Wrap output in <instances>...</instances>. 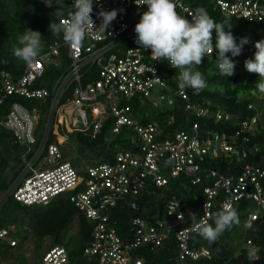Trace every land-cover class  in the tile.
<instances>
[{"label": "built area", "instance_id": "1", "mask_svg": "<svg viewBox=\"0 0 264 264\" xmlns=\"http://www.w3.org/2000/svg\"><path fill=\"white\" fill-rule=\"evenodd\" d=\"M68 1L73 3V0ZM214 1L225 15L250 21L264 17V0ZM93 3L91 15L96 28L101 24L98 17L101 9L118 10L116 19L105 32L101 29L89 34L83 46L76 49L64 41L50 45L39 54L35 63L26 64L18 77L0 69V129L13 132L22 160L5 198L12 195L24 204L35 205L48 204L57 196L68 194L70 201L93 224L91 240L84 251L89 256H97L98 264H150L136 250L144 245L157 249L172 233L178 246L175 259L183 264H187L188 259L209 255L205 246L190 247L191 236L195 233L191 224L176 229L189 222V213L196 211L192 205L181 204L175 196L168 200L163 212L149 218H133L134 238L131 241L118 233L110 211L127 196L137 195L147 185L148 178L159 187L167 185L171 177L183 176L193 184L207 178L211 183L204 186L205 198L198 217L210 224L211 217L225 203L234 207L240 200L247 199L253 203L247 222L251 225L264 216V167L248 162L239 173L225 174L210 167L208 162L212 158H231L233 155L242 160L258 152L257 144L247 145L255 134L258 113L241 117L218 110L213 114L216 120H235L238 128L234 131H201L200 122L195 120L189 130L177 131L173 139H161L159 122L154 119L139 123L130 104V99L135 96L151 99L154 107L174 103L171 96L161 92L167 86L168 71L164 65L170 66L169 62L152 60L151 49H140L135 43L134 28L147 6H137L135 0H93ZM195 9L189 0H178L177 11L189 20L188 14ZM62 46L70 60L65 71L50 87L39 85L38 80L47 66L61 64ZM212 54L217 51L214 49ZM175 75L178 79L179 70L175 69ZM83 77H86L85 81ZM178 94L189 99L186 89L179 90ZM11 96L49 98L50 105L44 112L40 106L30 108L14 101L7 110L6 102ZM187 109L200 117L210 114L208 107L195 102H189ZM42 114L46 115L44 124L38 120ZM108 119L113 121L112 135L124 126L133 128L134 145L131 148L120 149L114 159L108 161L89 159L88 162L80 157V162L74 165L65 157L59 139L66 140L67 137L60 136L58 130L69 132L76 128L96 138ZM168 161L170 163H166ZM133 206L136 207L135 202ZM12 231V226L1 227L0 238L16 245L18 239ZM68 260V250L62 245H54L35 264H66Z\"/></svg>", "mask_w": 264, "mask_h": 264}, {"label": "trees", "instance_id": "2", "mask_svg": "<svg viewBox=\"0 0 264 264\" xmlns=\"http://www.w3.org/2000/svg\"><path fill=\"white\" fill-rule=\"evenodd\" d=\"M194 8L203 7L209 15L217 22L227 20L232 25L230 31L239 43L240 38L247 37L249 43L243 46L239 56L231 57L236 67L234 75L222 77L218 70L217 54H209L203 58L198 70L204 75L207 81V88L199 94H195L191 88H186L189 99H184L178 94V79L175 69L165 63L168 71L167 86L161 89L162 93L173 98L174 103L163 107H154L151 99L135 96L130 99L134 117L139 123H146L156 119L161 129V139H173L179 130H189L195 120L200 122L201 131L210 129L212 131H234L238 128L235 120H216L213 115L218 110L230 112L241 117L258 115L255 134L247 144L251 147L257 144L258 152L250 154L248 158L239 159L236 155L231 158L224 156L209 159L208 165L222 173H239L245 163L258 164L264 167V94H260L255 87L259 76L249 73L244 68L246 59L254 58L255 42L264 39V17L253 21L234 15H225L217 7L214 0H189ZM65 6L72 5L64 0ZM55 4L47 7L42 0H0V69L4 68L11 72L14 77L22 74L26 65L14 55V48L17 46V38L31 29L38 31L43 38L41 52L48 49L56 42H63L62 35L54 36L49 31V24L60 22L55 14ZM67 11V9H65ZM213 42L215 43V32L213 31ZM63 47V46H62ZM65 47L61 50V64L46 67L45 73L38 84L50 87L52 83L63 73L69 64L66 57ZM217 51V50H216ZM84 81L86 77H83ZM82 79V80H83ZM160 91V90H159ZM19 101L32 108L33 105L40 106L47 111L48 100L29 99L22 96H11L7 100L6 109L11 108L12 102ZM189 102H195L208 107L210 114L207 117L197 116L195 112L187 109ZM254 104V107H249ZM40 124H44L41 121ZM113 121L108 119L104 122L100 134L92 138L83 132L75 135L77 144L88 151L87 159H100L102 161L113 160L115 153L122 148H131L134 145L132 136L135 132L132 127L124 126L117 134H111ZM53 138V135H52ZM51 138V139H52ZM110 138V139H109ZM63 150V146H62ZM20 147L15 142L13 132L0 129V197L10 187L13 179L20 170L22 161L19 156ZM82 158V157H81ZM211 183L210 179L204 178L199 184H193L188 178L171 177L165 186L155 185L148 178L146 186H143L139 193L134 196H127V199L110 211V218L114 222L118 233L127 240H133L132 220L134 217L149 218L154 214L164 211L168 200L175 196L184 206L192 205L195 213L199 216V207L205 196L204 186ZM136 203V207L133 206ZM253 203L250 200H240L234 208L239 214V224L234 225L230 230L225 231L215 243H209L196 233L190 239V247L199 248L205 246L209 249V255H201L197 259H188L187 264H264V216L254 220L251 227L247 224L248 213ZM77 224L78 244L71 248L67 243L59 244L63 232L69 231ZM151 220V219H150ZM191 221L181 224L177 228L190 225ZM210 224H214L211 219ZM14 225L12 234L18 239L16 245L0 238V262L6 264H35L39 261L44 252L54 245L64 246L69 253V260L66 264H98L97 256H89L85 253V247L91 240L93 224L87 217L75 207L70 201L68 194H62L54 198L48 204L28 205L18 201L9 195L0 204V228ZM26 227V228H25ZM175 229V230H176ZM45 238H49L51 246L43 249ZM57 238V240H56ZM33 241L35 248V261H27L22 249V243ZM254 249L257 254L256 261H249L248 251ZM143 256L146 263L150 264H183L175 259L178 254L177 240L174 233L157 249L144 245L136 250Z\"/></svg>", "mask_w": 264, "mask_h": 264}, {"label": "clouds", "instance_id": "3", "mask_svg": "<svg viewBox=\"0 0 264 264\" xmlns=\"http://www.w3.org/2000/svg\"><path fill=\"white\" fill-rule=\"evenodd\" d=\"M47 7L55 4V14L58 18L64 17L58 23L49 24V31L54 36H61L67 46L72 49L83 46L89 34L105 30L116 19V9L105 11L101 9L98 17L101 18L99 28H96L91 13L93 0H73L70 7L65 6L64 0H42ZM137 6L146 5L147 10L140 15L135 25V43L140 49H151L152 60L168 61L170 66L179 70L178 88L183 91L191 88L199 94L207 88L204 75L198 70L203 58L217 50V65L222 77L234 75L236 64L231 57L239 56L243 46L249 43L247 37L236 38L230 31L232 25L227 20L215 21L203 7H197L189 20L177 11L178 0H140ZM67 9V11H65ZM123 11V10H120ZM213 31L215 43H213ZM98 38V36H97ZM254 58L244 61V68L249 73L258 74L259 79L255 87L260 94H264V39L255 42ZM43 48V38L38 31L26 29L17 38L14 55L26 64H33L38 60ZM170 163V161L166 162ZM206 204L204 205V208ZM183 219V217H180ZM214 224L199 218L194 212L189 213L192 230L210 244L234 225L239 224L238 211L229 203L211 217ZM251 227V225H249ZM249 261H256L254 249L248 251Z\"/></svg>", "mask_w": 264, "mask_h": 264}, {"label": "rangeland", "instance_id": "4", "mask_svg": "<svg viewBox=\"0 0 264 264\" xmlns=\"http://www.w3.org/2000/svg\"><path fill=\"white\" fill-rule=\"evenodd\" d=\"M41 53V52H40ZM46 115L42 114L41 116H39L38 120L40 119V121H44L45 120ZM80 125L82 126V123H80ZM79 129L76 130V128H73L72 131L66 132L67 135L65 136V132L63 130H58V134L60 136L63 137H67L66 140L64 139H59L62 144H63V152L65 157L70 160L74 165H76L78 162H80V157H82L83 159L87 160V157L89 154L86 148L81 147V145L77 144L76 142V138L75 135ZM21 159V158H20ZM22 161V160H21ZM89 162V160H87ZM5 199V193H3L0 197V204L4 201ZM74 225H72V227L69 229V231H65L63 232V234L60 237L59 240V244H64L67 243V245H69L71 248L76 247L78 244V236L76 235L77 233V224H76V220H74ZM12 227L14 228L15 226L12 225ZM26 228V227H25ZM51 246V241L49 238H45L44 242H43V251L46 250L47 248H49ZM24 252V255L27 258V261L30 262H34L35 261V248H34V243L33 241H25L22 243V249Z\"/></svg>", "mask_w": 264, "mask_h": 264}, {"label": "water", "instance_id": "5", "mask_svg": "<svg viewBox=\"0 0 264 264\" xmlns=\"http://www.w3.org/2000/svg\"><path fill=\"white\" fill-rule=\"evenodd\" d=\"M56 240H57V238H56Z\"/></svg>", "mask_w": 264, "mask_h": 264}]
</instances>
